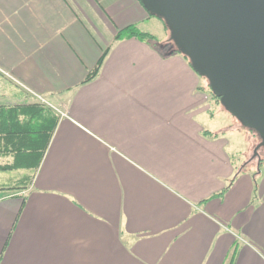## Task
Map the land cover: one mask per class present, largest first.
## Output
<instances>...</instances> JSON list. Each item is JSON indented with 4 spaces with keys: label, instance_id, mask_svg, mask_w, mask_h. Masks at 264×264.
Returning a JSON list of instances; mask_svg holds the SVG:
<instances>
[{
    "label": "crops",
    "instance_id": "1",
    "mask_svg": "<svg viewBox=\"0 0 264 264\" xmlns=\"http://www.w3.org/2000/svg\"><path fill=\"white\" fill-rule=\"evenodd\" d=\"M165 36L141 0H0V106L56 117L0 184V264H264V168L206 129L220 100Z\"/></svg>",
    "mask_w": 264,
    "mask_h": 264
},
{
    "label": "water",
    "instance_id": "2",
    "mask_svg": "<svg viewBox=\"0 0 264 264\" xmlns=\"http://www.w3.org/2000/svg\"><path fill=\"white\" fill-rule=\"evenodd\" d=\"M239 122L264 147V0H141Z\"/></svg>",
    "mask_w": 264,
    "mask_h": 264
},
{
    "label": "trees",
    "instance_id": "3",
    "mask_svg": "<svg viewBox=\"0 0 264 264\" xmlns=\"http://www.w3.org/2000/svg\"><path fill=\"white\" fill-rule=\"evenodd\" d=\"M149 14L156 16L151 12H149ZM156 17L162 22L164 28L168 30V26L163 18L159 16ZM132 34L149 36V33L139 30L136 25L133 24L119 30L116 38H122ZM173 51L181 53L190 63L188 57L180 51L174 43ZM103 57L104 54L100 56L96 65L88 71L82 82L90 80L97 74ZM37 105L39 104L36 102L31 104L0 106V148H3L1 150H3L2 152L4 153L10 152L13 154V160L10 163H0V170L35 168L38 165L42 152L55 126L56 117L54 116L51 121L50 118L46 117L45 113L47 112L41 109L40 113L36 114L35 111L38 109L34 110L30 106L37 107ZM21 116H23V118H21ZM250 131L257 134L254 130L250 129ZM41 141H43V144H41ZM38 142H40V146L37 144ZM5 188L6 190H14L21 187L13 185Z\"/></svg>",
    "mask_w": 264,
    "mask_h": 264
},
{
    "label": "rangeland",
    "instance_id": "4",
    "mask_svg": "<svg viewBox=\"0 0 264 264\" xmlns=\"http://www.w3.org/2000/svg\"><path fill=\"white\" fill-rule=\"evenodd\" d=\"M163 25V24H162ZM164 27V26H163ZM165 34L166 36L164 37L165 40H167L168 42L170 41V44L173 46L174 42H171L172 40L169 37V28L168 30L165 29ZM175 44V43H174ZM201 79V83L204 85V87L207 89V87H209L207 85L208 81L204 76H200ZM3 83H1V79H0V85H2ZM5 87H8L7 85H5ZM209 91V90H208ZM32 100V99H31ZM6 100L0 98V103H5ZM211 112H213V118L206 120L207 122V126L206 129L209 130H214V128H218L219 126H222L223 124H225L226 126H235V128L232 127V129L228 128V130L226 131V139H233L236 137V141L234 146L235 149L238 150L237 153H235L233 155V157L235 158V162L239 163L240 159L243 158L244 161L247 159L246 154H249L248 158L251 156L252 151H253V147L254 145L259 141V136L258 134L252 133L250 131V129H248L247 127H245L244 125H242L241 122H239L237 120V118H235L233 115H231L228 110L220 103V102H213V105L211 107ZM223 116V121L224 122H218L220 120H218V118L220 116ZM219 123H222L221 125H219ZM253 130V129H251ZM255 131V130H254ZM256 132V131H255ZM257 133V132H256ZM259 156H260V161H263L262 163L257 165V161H258V157L254 156L252 158L253 162H249L244 166V173H249V172H255L256 170H259L260 168H264V147H261L259 149ZM5 157H0V163L2 162H6L5 161ZM239 160V161H238ZM240 165V164H239ZM29 170L27 169H13V170H0V184H5V186H9L10 184H14V182L20 178L25 172L27 173ZM243 173V171L241 172V174ZM245 175V174H243ZM2 189L0 190L1 193Z\"/></svg>",
    "mask_w": 264,
    "mask_h": 264
}]
</instances>
